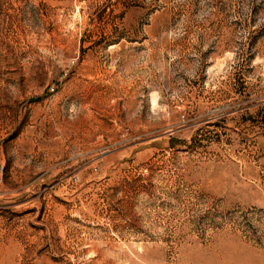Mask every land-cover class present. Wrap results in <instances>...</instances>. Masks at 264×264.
<instances>
[{
    "label": "rangeland",
    "instance_id": "374dc122",
    "mask_svg": "<svg viewBox=\"0 0 264 264\" xmlns=\"http://www.w3.org/2000/svg\"><path fill=\"white\" fill-rule=\"evenodd\" d=\"M0 264H264V0H0Z\"/></svg>",
    "mask_w": 264,
    "mask_h": 264
}]
</instances>
